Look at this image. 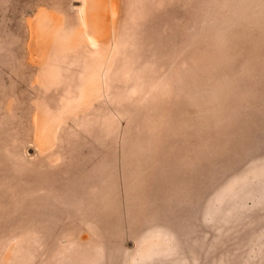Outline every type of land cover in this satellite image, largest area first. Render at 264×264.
<instances>
[{
  "label": "rangeland",
  "instance_id": "374dc122",
  "mask_svg": "<svg viewBox=\"0 0 264 264\" xmlns=\"http://www.w3.org/2000/svg\"><path fill=\"white\" fill-rule=\"evenodd\" d=\"M0 264H264V0H0Z\"/></svg>",
  "mask_w": 264,
  "mask_h": 264
}]
</instances>
